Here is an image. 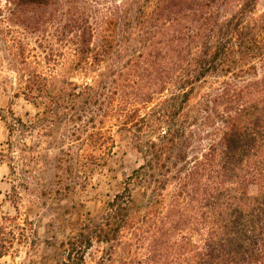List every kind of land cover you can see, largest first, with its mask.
Listing matches in <instances>:
<instances>
[{
	"label": "trees",
	"instance_id": "trees-1",
	"mask_svg": "<svg viewBox=\"0 0 264 264\" xmlns=\"http://www.w3.org/2000/svg\"><path fill=\"white\" fill-rule=\"evenodd\" d=\"M257 1L5 0L4 20L36 35L42 55L16 58L19 94L42 110L29 122L0 115L7 149L50 121L61 124V143L70 139L56 170L102 165L112 127L140 156L99 221L59 243L58 264H264ZM18 219L0 221V258L23 240Z\"/></svg>",
	"mask_w": 264,
	"mask_h": 264
},
{
	"label": "rangeland",
	"instance_id": "rangeland-1",
	"mask_svg": "<svg viewBox=\"0 0 264 264\" xmlns=\"http://www.w3.org/2000/svg\"><path fill=\"white\" fill-rule=\"evenodd\" d=\"M4 7L5 0H0V9ZM263 11L264 0H258L256 12ZM6 16L5 11L0 12V115L11 111L15 117L29 122L41 116L42 107L19 94L20 79L15 67L22 68L16 58L23 51L27 57L36 55L41 59L42 55L36 35L13 21L4 20ZM72 79L77 83L89 81L80 76ZM61 133L59 122L46 121L36 127L35 132L16 139L13 148L8 150V131L0 118V221L4 217L18 216L24 235L22 242L0 258V264L60 263L64 253L59 243L76 233L81 223H97L106 203L120 190L124 177L140 163L133 138L112 127L114 148L102 165L72 162L70 172L56 170L53 166L61 154L60 149H66L70 143L68 138L60 142ZM71 147L75 155L77 147ZM58 174L63 182H56ZM66 185L68 187L64 188ZM58 188L63 194L56 192ZM140 190L136 188L133 192L135 201ZM97 253L93 247L86 255L87 263Z\"/></svg>",
	"mask_w": 264,
	"mask_h": 264
}]
</instances>
